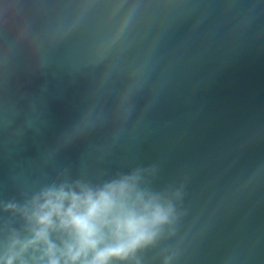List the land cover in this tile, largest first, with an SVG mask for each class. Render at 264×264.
<instances>
[{
    "label": "water",
    "instance_id": "water-1",
    "mask_svg": "<svg viewBox=\"0 0 264 264\" xmlns=\"http://www.w3.org/2000/svg\"><path fill=\"white\" fill-rule=\"evenodd\" d=\"M121 188L167 220L110 264H264V0H0V264Z\"/></svg>",
    "mask_w": 264,
    "mask_h": 264
},
{
    "label": "clouds",
    "instance_id": "clouds-1",
    "mask_svg": "<svg viewBox=\"0 0 264 264\" xmlns=\"http://www.w3.org/2000/svg\"><path fill=\"white\" fill-rule=\"evenodd\" d=\"M55 201L49 199L44 206L49 209L40 217L45 225L38 236L47 242V228L54 225L53 218H58L60 227L70 230L74 243L67 246V255L71 264L84 257V264H110L112 258L127 259L139 247L150 242L155 236L156 226L166 222L167 213L159 205L145 204L138 211L135 204L125 198L124 189L112 190L84 196L60 192L55 194ZM70 201L65 209L64 201ZM54 250L49 245L50 253ZM92 259L88 260V255ZM50 264H60L56 259ZM68 264V262H66Z\"/></svg>",
    "mask_w": 264,
    "mask_h": 264
}]
</instances>
